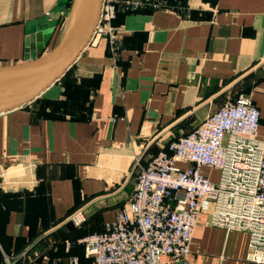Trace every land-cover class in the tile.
Wrapping results in <instances>:
<instances>
[{
	"label": "crops",
	"instance_id": "1",
	"mask_svg": "<svg viewBox=\"0 0 264 264\" xmlns=\"http://www.w3.org/2000/svg\"><path fill=\"white\" fill-rule=\"evenodd\" d=\"M72 0H0V71H26L58 43ZM185 14H122L120 51L93 38L71 66L87 96L58 80L0 115V264H89L77 240L114 220L145 161L239 94L259 111L264 143V0H182ZM66 99V101H65ZM65 102H76L72 116ZM83 218L74 226L68 217ZM194 227L188 264H252L247 235ZM160 264H177L163 258Z\"/></svg>",
	"mask_w": 264,
	"mask_h": 264
},
{
	"label": "built area",
	"instance_id": "2",
	"mask_svg": "<svg viewBox=\"0 0 264 264\" xmlns=\"http://www.w3.org/2000/svg\"><path fill=\"white\" fill-rule=\"evenodd\" d=\"M172 11L185 14L179 0H101L92 37H103L115 57L118 13ZM259 111L239 94L189 133L142 162L134 158L133 190L126 205L99 233L77 240L89 264H160L163 258L188 264L192 233L200 215L205 225L247 235L245 260L264 264V143L258 139ZM176 164L186 165L185 169ZM218 172L215 182L201 174ZM68 220L79 226L78 212ZM24 252L7 257L15 264ZM67 264H77L72 256Z\"/></svg>",
	"mask_w": 264,
	"mask_h": 264
},
{
	"label": "water",
	"instance_id": "3",
	"mask_svg": "<svg viewBox=\"0 0 264 264\" xmlns=\"http://www.w3.org/2000/svg\"><path fill=\"white\" fill-rule=\"evenodd\" d=\"M101 0H72L62 35L47 58L26 71H0V115L39 98L75 63L89 44Z\"/></svg>",
	"mask_w": 264,
	"mask_h": 264
},
{
	"label": "trees",
	"instance_id": "4",
	"mask_svg": "<svg viewBox=\"0 0 264 264\" xmlns=\"http://www.w3.org/2000/svg\"><path fill=\"white\" fill-rule=\"evenodd\" d=\"M179 1L183 5L182 0H179ZM142 12H150V11H142ZM124 14H130V13H124ZM70 75H71V67L59 79V81L61 82V84L63 86V92L62 93H63L64 97L67 96L68 93H71L73 95H77L80 98H83V99L86 98L87 88H85V86H87V82L86 81H80V83H76V80L73 79ZM65 101H66V99H65ZM64 106H66L67 110L70 112V114H72V116L79 110V104L76 102H72V103L65 102ZM79 246L82 247L81 245H79Z\"/></svg>",
	"mask_w": 264,
	"mask_h": 264
},
{
	"label": "rangeland",
	"instance_id": "5",
	"mask_svg": "<svg viewBox=\"0 0 264 264\" xmlns=\"http://www.w3.org/2000/svg\"><path fill=\"white\" fill-rule=\"evenodd\" d=\"M175 166L180 169L186 168V165L182 164H176ZM200 172L203 176L208 177L212 182H215L217 180L218 172L216 170L207 167H201Z\"/></svg>",
	"mask_w": 264,
	"mask_h": 264
}]
</instances>
